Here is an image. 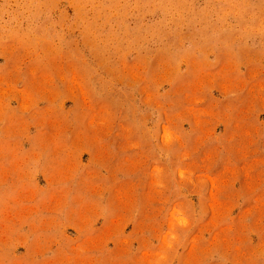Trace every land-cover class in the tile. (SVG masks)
<instances>
[{"label":"rangeland","instance_id":"obj_1","mask_svg":"<svg viewBox=\"0 0 264 264\" xmlns=\"http://www.w3.org/2000/svg\"><path fill=\"white\" fill-rule=\"evenodd\" d=\"M0 264H264V0H0Z\"/></svg>","mask_w":264,"mask_h":264}]
</instances>
